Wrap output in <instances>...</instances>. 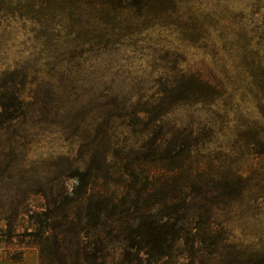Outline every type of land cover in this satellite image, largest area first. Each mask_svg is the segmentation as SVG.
<instances>
[{"label": "rangeland", "instance_id": "rangeland-1", "mask_svg": "<svg viewBox=\"0 0 264 264\" xmlns=\"http://www.w3.org/2000/svg\"><path fill=\"white\" fill-rule=\"evenodd\" d=\"M191 77L208 87L155 132L190 143L186 163H165L147 186L164 192L186 176L171 173L181 164L206 166L207 188L230 195L217 197L218 222L243 250L262 244L264 155L250 146L264 138V0H0V264H39L28 237L6 234L36 229L29 214L72 190L74 168L108 143L106 125L110 153L150 145L122 123ZM133 182L118 174L106 188L120 196Z\"/></svg>", "mask_w": 264, "mask_h": 264}, {"label": "trees", "instance_id": "trees-1", "mask_svg": "<svg viewBox=\"0 0 264 264\" xmlns=\"http://www.w3.org/2000/svg\"><path fill=\"white\" fill-rule=\"evenodd\" d=\"M206 87L203 79L175 81L135 108L132 120L122 126L133 133L140 131L150 139V145L122 143L115 154L110 153L108 147L113 143L106 125L100 133L108 147L104 144L89 154L83 167L74 168L71 177L76 184L72 190L52 196L42 211L29 214L36 229L9 232L7 241L28 237L25 246L38 249L39 264H264V243L243 250L230 238L229 228L218 222L217 197L230 195H216V190L207 188L210 182L202 181L200 172L206 166L193 169L181 164L171 173L186 176L164 192H158L154 184L147 186L165 163H186L185 146L188 152L191 144L184 142L178 148L177 136L167 140L164 136L169 131L161 136L155 132L163 131L161 123L176 106L202 94ZM3 106L0 93V128ZM250 147L264 155V138L254 135ZM118 174L135 182L114 196L106 185ZM141 179L145 183L137 188ZM233 184L227 180L224 187ZM23 254L24 250L9 254V258L22 261Z\"/></svg>", "mask_w": 264, "mask_h": 264}]
</instances>
